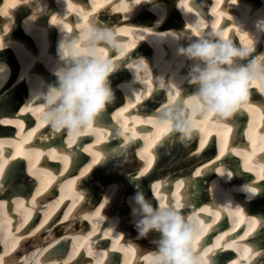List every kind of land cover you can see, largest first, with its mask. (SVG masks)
<instances>
[{"label": "bare ground", "instance_id": "bare-ground-1", "mask_svg": "<svg viewBox=\"0 0 264 264\" xmlns=\"http://www.w3.org/2000/svg\"><path fill=\"white\" fill-rule=\"evenodd\" d=\"M16 1L21 2L20 4L16 3L15 6H21V4L24 6L19 9L15 8L14 19L22 18V14L28 13L30 9H32V13L22 20L18 19L17 22L9 20L8 23L3 21L4 17L3 19L1 17L0 26H5L8 23L7 31L17 29L27 38L37 42L28 49L21 44L4 41L5 35L0 34V56L7 55L6 58L10 59L15 56L22 64V69L17 76L13 71V73H5L6 79L4 77L2 79L1 83L5 85L0 89V106L5 109L14 108L18 104L25 88L33 93L41 86L40 82L43 77L51 80L54 75L50 69L54 66L57 58L48 45L51 34L47 35V27L45 25L39 27L36 21L29 22V18L34 12V7L27 4L31 3V0H15L14 2ZM54 1L60 5V8L54 9L55 21L67 18L71 12H74L80 15V21L84 20L89 23L90 18L100 11L101 6H104V9L100 11L101 16H106L105 21L115 19L112 27L118 29L119 34L126 35L127 39H123V41L127 45V50L130 51L129 49L134 45L140 44L137 46V50L143 48L145 53L138 55L137 58L144 57L150 64L159 65V73L166 71L169 65L174 71L181 58L176 56L174 48L171 47L172 58L165 56L168 45H163L161 51L151 42L154 40L151 33L174 30L179 34L196 37L197 35L194 34L204 32L203 28L209 23L208 16L199 14L185 0H152L151 3L141 2V0L139 2H134V0H91L90 9L88 6L78 4L77 1ZM45 2L46 5H49L46 7L47 10L52 8L51 0H45ZM217 2L224 6L227 3L229 8L225 10L224 7H221V9L211 10L212 26L216 27L224 17L231 18L232 22L216 28L226 33L228 38L233 37L235 33L237 44L248 42L251 39L249 32L255 31L254 21L264 16V12H262L264 9H260L264 3L250 9L244 0H217ZM18 12H20V16ZM137 13L140 14L138 17L142 19L156 18V23L161 19L164 21L168 15H173L170 17L172 19L170 22L184 16L188 20V26L182 24L180 30L166 26L161 31L160 29L164 28L162 26L154 28L153 32L148 29L145 31L146 28L134 26V22L128 20L137 16ZM246 26L250 27L249 32L245 31ZM65 30L68 31V28L65 27ZM258 46L262 47V50L257 48V51L264 52V38L261 39ZM151 50H154L153 54ZM5 63L7 61L0 60V66H6ZM31 66H35L36 69H31ZM8 67L11 71L16 68ZM37 68L38 70L43 68L42 73L45 74V70L47 73L41 75ZM118 71L121 76L116 85L133 79V74L122 64ZM180 72L185 74L183 70ZM152 89H156L158 93L161 91L154 79L143 87L134 86L131 91L128 86L125 87L122 96L127 100V103L115 110L111 116V120L116 124L113 125L116 128V131L113 132L116 140L114 137L111 138L115 147L102 143L107 138L109 130L95 124L76 138L69 137L63 130L51 128L45 121L34 128L35 134L34 132H25L21 139H18L16 135H4L5 137L0 138V152H3V159L0 160V185L3 186L0 188V264H142V259L147 264H151V253L155 248L152 240L159 234L153 232L146 238L138 236L136 227H133L134 223L131 224L126 221L127 219L125 220L128 213L132 217L129 198L135 192L143 191L155 202L166 197L168 191L172 190L174 198L183 195V199L177 201L183 206L182 212H194L200 217L204 231L198 242L199 247H202L203 236L224 214L221 207L217 205H222V208L227 210L231 226L217 231L215 242L202 247L212 257V264H226V262H222V259L231 249H236L239 255L232 256L233 259L229 257L227 264L260 263L257 260L258 256L256 257L259 250L252 249L253 241L248 242L244 239L251 238L255 230H257L255 235L258 240L264 237V226H260L261 220L258 215L246 212L243 204L246 196L247 199L258 200L261 198L260 203L264 205L263 198L257 197L264 191L262 193L250 181H259L264 184V162L259 159L264 151V92H260L256 86H253L251 95L258 98L263 106L255 110L247 107L244 109L245 111L242 110L231 119L238 121L239 118L244 119V114H246L248 120V122H241L246 127L242 132L243 147H234L233 141L230 140L235 132V130L232 132L233 125L228 122L224 126H219L212 120L204 122L199 134L187 143L172 142L174 135L166 143L160 142L164 137L163 134L168 131L156 127L151 118L167 103L168 99L155 104L156 112L141 113L130 110L133 106L139 108V105L149 97ZM118 90L119 88L117 92ZM116 96L120 97V93H116ZM161 96L162 94L154 95L156 98ZM38 106L40 104L33 100L25 102L22 113L25 112L24 116L27 121H29L28 118H31L28 116L29 111H36ZM11 119L10 116H7L6 121ZM98 119L101 120V118ZM139 122L153 124L154 131L146 130L141 134L144 136L145 142L135 153L122 142H128L131 137L135 136V125ZM12 123L15 124L16 121ZM109 127L111 129V126ZM89 133H96L95 144L97 147L95 144L85 145L92 137ZM64 136H66L64 145L51 144L53 143L51 140L54 138L57 142ZM212 138L216 141L217 153L214 157L206 156L205 159H201V154L212 146ZM32 139L34 142L28 143ZM17 143L23 145L21 154L15 150L9 155L8 145ZM85 153L96 154L91 164L89 162L85 167L79 169L78 166L83 161ZM231 157L237 158L240 162H237L235 170L240 171L243 168L245 171L243 176L248 178V181L236 182V180H232L233 170L223 161V159ZM81 159L82 161L78 164ZM25 160H28L26 168L20 169V165H23ZM2 165L7 167V171L3 170ZM213 165H216L217 170L209 186L211 195L209 202L198 205L204 196L196 193L200 187L196 182L194 184L187 177L176 180L175 185L172 181L175 178L173 175L178 174L189 176L191 180L199 178L201 175L206 176L205 173ZM182 167H187L186 171ZM105 168L107 171H104ZM222 168H227L232 173L231 178L220 174ZM148 169L151 173L150 176L155 180L152 181L154 182L152 188L150 187L148 190L151 192L149 194L146 193L147 190L144 189L143 183L138 186L135 184ZM75 171L77 172L75 173ZM197 172L200 173L199 176ZM236 173L238 172L236 171ZM164 175H166L165 179ZM235 176L238 177V175ZM111 177L113 178L109 180ZM225 180L228 182L225 183ZM112 181L115 182L107 185ZM23 182L24 184H22ZM131 183L134 184L133 187L137 186V188L126 190ZM146 185L150 186L148 183ZM243 185L254 187L256 192H259H255L254 195L242 193L240 186ZM103 190L109 194V199L107 195L103 196ZM126 192L129 194L128 198ZM188 192L191 195L190 198ZM196 196L199 197L196 198ZM226 201L232 202L231 208H225ZM189 204L198 206L193 208ZM237 209L241 210L240 215L236 214ZM63 212L65 213L63 214ZM207 212L212 214V219L204 222L202 216ZM235 229H237L238 236L226 239V234ZM243 229L245 230L243 231ZM133 231L135 236H133ZM109 240H111L110 244ZM259 248H264V245ZM131 249L135 250L136 254ZM119 252H123L124 256ZM260 264H264V261Z\"/></svg>", "mask_w": 264, "mask_h": 264}, {"label": "clouds", "instance_id": "clouds-1", "mask_svg": "<svg viewBox=\"0 0 264 264\" xmlns=\"http://www.w3.org/2000/svg\"><path fill=\"white\" fill-rule=\"evenodd\" d=\"M27 4L34 7L29 22L46 11L45 0ZM162 22L163 19L157 21ZM254 27V32L248 31L251 39L241 44L214 26L196 37L174 30L153 32L151 42L156 47L162 51L167 44L181 58L174 71L169 65L159 74L154 73V67L159 65L150 64L144 57L129 60L119 30L110 25L94 20L75 32L61 27L57 58L50 69L56 80L50 84L41 81L32 100L42 105L41 118L51 128L63 130L71 138L79 137L115 102L116 89L110 78L121 67V61H126L133 79L116 87L124 91L128 86L131 91L135 85L143 87L155 79L168 100L152 116V122L174 134L173 142L187 143L199 134L204 122L212 120L224 126L246 109L253 86L264 92V52L257 51L264 38V16L254 21ZM184 67H188V72L181 74ZM6 72L7 67L0 66V76L6 79ZM220 174L232 176L227 168H222ZM240 190L252 195L256 192L249 185L240 186ZM129 199L138 236L159 234L152 240L155 248L151 264H212V257L198 246L204 231L198 214L182 212L179 202L167 203L161 198L154 203L143 191L135 192ZM224 206L231 208L232 202L226 201Z\"/></svg>", "mask_w": 264, "mask_h": 264}, {"label": "water", "instance_id": "water-1", "mask_svg": "<svg viewBox=\"0 0 264 264\" xmlns=\"http://www.w3.org/2000/svg\"><path fill=\"white\" fill-rule=\"evenodd\" d=\"M215 146H214V142L212 143V146L211 147H209V149H207L208 151H205V153H204V155L201 157V159H203V158H205L206 157V154H207V156L209 157L213 152H214V154H215ZM210 151V152H209ZM209 152V153H208ZM201 178H199L198 180H197V185L199 186L200 185V182H201ZM199 182V183H198ZM261 187L262 188H264V185H261ZM200 189H204V186L201 184L200 185V187H199ZM262 245H264V244H262Z\"/></svg>", "mask_w": 264, "mask_h": 264}, {"label": "snow or ice", "instance_id": "snow-or-ice-1", "mask_svg": "<svg viewBox=\"0 0 264 264\" xmlns=\"http://www.w3.org/2000/svg\"><path fill=\"white\" fill-rule=\"evenodd\" d=\"M53 22L55 23V18H53ZM213 26L215 27V25H213ZM224 35L226 36V33H224ZM216 170H217V169H216L215 167L212 169V171H216ZM197 175L199 176L200 173L197 172ZM254 189H256V188H254ZM97 214H98V213H97ZM236 214H237V215H240V214H241V210H240V209H237ZM252 223H255V221H252Z\"/></svg>", "mask_w": 264, "mask_h": 264}, {"label": "rangeland", "instance_id": "rangeland-1", "mask_svg": "<svg viewBox=\"0 0 264 264\" xmlns=\"http://www.w3.org/2000/svg\"><path fill=\"white\" fill-rule=\"evenodd\" d=\"M184 149H187V148H184ZM114 169H115V168H114ZM104 171H107L106 168L104 169ZM95 181H96V180H95ZM25 183H26V182H25ZM22 184H24V182H23Z\"/></svg>", "mask_w": 264, "mask_h": 264}]
</instances>
